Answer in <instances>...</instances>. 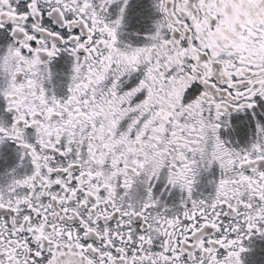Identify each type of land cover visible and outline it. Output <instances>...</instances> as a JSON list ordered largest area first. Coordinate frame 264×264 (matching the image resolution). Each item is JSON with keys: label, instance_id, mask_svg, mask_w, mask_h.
Listing matches in <instances>:
<instances>
[{"label": "snow or ice", "instance_id": "1", "mask_svg": "<svg viewBox=\"0 0 264 264\" xmlns=\"http://www.w3.org/2000/svg\"><path fill=\"white\" fill-rule=\"evenodd\" d=\"M0 264H264V0H0Z\"/></svg>", "mask_w": 264, "mask_h": 264}]
</instances>
